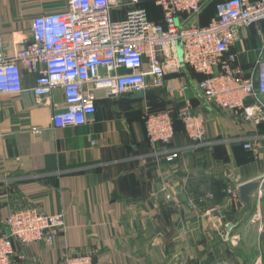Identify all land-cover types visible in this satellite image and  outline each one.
I'll use <instances>...</instances> for the list:
<instances>
[{"label":"crops","instance_id":"0c3cea01","mask_svg":"<svg viewBox=\"0 0 264 264\" xmlns=\"http://www.w3.org/2000/svg\"><path fill=\"white\" fill-rule=\"evenodd\" d=\"M67 4L0 0L5 55L30 44L35 17L62 13ZM152 13L154 22H162V13L159 19L157 10ZM194 22L204 27L200 16ZM257 29L241 31L231 49L247 75L261 45ZM23 75L21 94H0V216L35 207L63 214L67 228L51 247L15 245L12 264H63L68 256L84 255L94 264H264V194L242 223L243 205L228 195L230 187L264 177V121L254 125L208 106L196 86L203 77L187 71L168 75L166 87L141 96L99 92L89 124L57 130L51 118L65 107L63 91L39 98L36 75ZM185 100L207 120L208 141L193 143L178 123L170 147L153 149L145 113L176 116ZM244 142L257 143L259 153L244 149ZM171 154L177 158L168 162ZM209 192L214 201L200 202Z\"/></svg>","mask_w":264,"mask_h":264},{"label":"built area","instance_id":"2783aa9c","mask_svg":"<svg viewBox=\"0 0 264 264\" xmlns=\"http://www.w3.org/2000/svg\"><path fill=\"white\" fill-rule=\"evenodd\" d=\"M144 0H68L67 10L45 14L32 21V40L12 57L4 53L0 36V94H21L27 71L36 75L34 94L51 97L60 89L65 107L56 108L51 122L57 130L90 123L97 112V96L145 93L166 87L167 76L191 71L203 79L196 84L203 101L240 120L259 125L264 121V0H223L208 26L194 22L205 0H150L162 10L163 20H151ZM259 53L249 75L237 66L231 49L240 32L257 28ZM182 43L183 62L177 43ZM182 92L189 87L182 84ZM174 91V89H173ZM255 101L249 107L247 100ZM177 119L185 135L196 144L208 141L207 120L185 100ZM146 136L153 149L167 150L175 139V119L168 111L145 113ZM40 134L41 131L33 129ZM243 148L259 153L258 144ZM176 154L168 157L173 162ZM241 185L228 195L238 199ZM171 199L169 187L163 186ZM207 193L200 202L213 201ZM0 264H12L15 245L22 250L35 243L51 247L64 235L63 214L47 215L37 208H18L0 216ZM63 264H94L93 257L68 256Z\"/></svg>","mask_w":264,"mask_h":264},{"label":"water","instance_id":"95a60500","mask_svg":"<svg viewBox=\"0 0 264 264\" xmlns=\"http://www.w3.org/2000/svg\"><path fill=\"white\" fill-rule=\"evenodd\" d=\"M178 54L180 55V61L183 62L182 43H177ZM141 96L142 93H138ZM264 194V177L258 180H253L241 185L238 189V199L243 205V211L239 214V223L248 219L250 213L254 209V205L258 200V196Z\"/></svg>","mask_w":264,"mask_h":264},{"label":"trees","instance_id":"16d2710c","mask_svg":"<svg viewBox=\"0 0 264 264\" xmlns=\"http://www.w3.org/2000/svg\"><path fill=\"white\" fill-rule=\"evenodd\" d=\"M220 2H223V0H208L207 3H205L204 5V8H203V11L200 15V18H201V21H202V25L205 27V26H208V24L211 22V20L216 16V7H217V4L220 3ZM141 7H145L147 8L149 14H150V18L151 20H155V16L153 15L152 13V10L155 9L157 10L158 12V19L160 18L159 15L162 13V10L161 9H158L154 3L150 0H144L142 2V5ZM212 8V13L209 15V17L207 18V15H208V10ZM157 15V14H156ZM205 19L207 21H205ZM97 105V104H96ZM97 109H98V105H97ZM158 113V112H157ZM174 119H175V129L177 130V126H178V123H181L182 122L180 121V119H177V115L176 116H173ZM183 125V124H182ZM184 128V127H183ZM224 194H221L219 195V197H222Z\"/></svg>","mask_w":264,"mask_h":264},{"label":"rangeland","instance_id":"374dc122","mask_svg":"<svg viewBox=\"0 0 264 264\" xmlns=\"http://www.w3.org/2000/svg\"><path fill=\"white\" fill-rule=\"evenodd\" d=\"M207 1L208 0H205V3H207ZM209 12H208V15H207V18L209 17V15L212 13V8H210L209 10H208ZM205 21H207L206 19H205ZM231 198V197H230ZM232 199V198H231ZM214 201V200H213ZM208 202H212V201H208ZM207 203V202H206ZM259 224H260V222H259ZM244 243V242H243ZM249 255H251V254H249ZM248 255V256H249ZM247 257V256H246ZM251 257H252V255L250 256V257H248V258H250L251 259ZM249 259V260H250ZM250 262H251V260H250ZM257 262H259V264L261 263L260 261H258L257 259H256V261H254L253 262V264H258ZM262 264V263H261Z\"/></svg>","mask_w":264,"mask_h":264}]
</instances>
